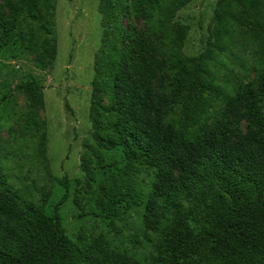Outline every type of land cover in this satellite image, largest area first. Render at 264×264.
<instances>
[{
	"label": "trees",
	"instance_id": "trees-1",
	"mask_svg": "<svg viewBox=\"0 0 264 264\" xmlns=\"http://www.w3.org/2000/svg\"><path fill=\"white\" fill-rule=\"evenodd\" d=\"M192 1H101L106 16L133 9L144 29L123 31L120 51L97 63L92 148L97 168L112 153L118 172L98 185L99 213L86 215L138 212L153 264H264V0H218L205 49L189 57V27L177 16ZM55 10V0H2L0 50L25 48L39 67L50 65ZM235 36L259 54L256 78L236 84L220 64ZM17 89L42 105L36 81ZM137 172L149 183L137 187ZM65 200L48 214L0 175V264H142L105 235L73 242Z\"/></svg>",
	"mask_w": 264,
	"mask_h": 264
},
{
	"label": "rangeland",
	"instance_id": "rangeland-1",
	"mask_svg": "<svg viewBox=\"0 0 264 264\" xmlns=\"http://www.w3.org/2000/svg\"><path fill=\"white\" fill-rule=\"evenodd\" d=\"M101 1L55 0L57 51L44 68L37 65L36 54L24 47L0 50V175L22 198L48 214L66 196L60 211L73 242L84 244L105 235L114 246L135 254L142 264H153L138 212L117 221L86 215L99 213L95 202L98 185L118 172L116 167L109 168L117 161L110 158L112 153H105L108 167L103 171L97 168L99 162L92 148L90 106L97 63L111 50L120 51L123 31L136 35L144 29L129 8L130 2L126 3L128 10L106 16L100 10ZM217 1L193 0L178 13L177 22L189 27L183 45L187 56L194 57L205 49ZM248 44L235 36L220 59L222 74L234 84L240 78L245 82L256 78L259 54ZM31 81L43 88L42 105L17 89ZM133 180L137 187L150 181L143 172H137Z\"/></svg>",
	"mask_w": 264,
	"mask_h": 264
}]
</instances>
